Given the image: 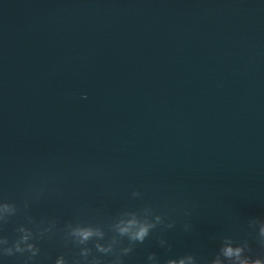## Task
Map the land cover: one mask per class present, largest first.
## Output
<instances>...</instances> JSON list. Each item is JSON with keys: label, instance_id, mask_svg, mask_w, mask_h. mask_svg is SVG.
I'll list each match as a JSON object with an SVG mask.
<instances>
[{"label": "water", "instance_id": "obj_1", "mask_svg": "<svg viewBox=\"0 0 264 264\" xmlns=\"http://www.w3.org/2000/svg\"><path fill=\"white\" fill-rule=\"evenodd\" d=\"M35 188L37 219L176 221L127 264L205 258L264 218V0H0V198Z\"/></svg>", "mask_w": 264, "mask_h": 264}, {"label": "clouds", "instance_id": "obj_2", "mask_svg": "<svg viewBox=\"0 0 264 264\" xmlns=\"http://www.w3.org/2000/svg\"><path fill=\"white\" fill-rule=\"evenodd\" d=\"M43 195V188L33 189L22 208L15 201L0 198V264L9 257H21L22 264H127L136 245L143 244L153 233L176 227L175 220L159 214L147 203L122 206L104 221L73 218L61 223L55 217L37 219L28 214V209ZM130 198L143 197L140 191L133 190ZM184 215L190 212L186 209ZM9 222H14L11 238L3 234ZM191 230L190 224H183L184 232ZM212 239L216 249L205 258L187 252L162 261L156 252H148L143 264H264L262 217L249 218L242 236L225 233ZM53 241L63 251L54 258L50 254L42 256L41 244ZM157 242L161 249L170 250L171 245L162 235H157Z\"/></svg>", "mask_w": 264, "mask_h": 264}]
</instances>
